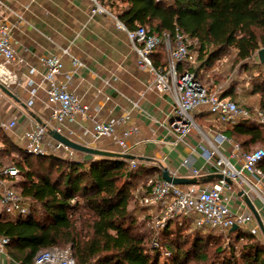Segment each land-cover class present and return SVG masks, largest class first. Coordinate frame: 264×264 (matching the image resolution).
Segmentation results:
<instances>
[{
	"label": "trees",
	"instance_id": "obj_1",
	"mask_svg": "<svg viewBox=\"0 0 264 264\" xmlns=\"http://www.w3.org/2000/svg\"><path fill=\"white\" fill-rule=\"evenodd\" d=\"M120 5L113 3L112 7L129 30L143 26L171 35L178 30L192 43L196 41L197 46L192 48L198 50L201 72L209 70L230 50L235 52L237 62H247L264 47V0H120ZM154 62L157 67L162 63L159 56ZM251 92L259 95V108L264 111L263 76L255 80ZM224 95L234 98L235 93L232 89ZM226 136L237 142L242 151L250 152L256 145H264V128L254 121L238 122ZM3 139V158L9 167L18 168L22 176L20 191L16 190L32 204L31 214L25 219L13 221L0 216V236L9 239L6 248L17 262L34 264L40 251L67 247L72 249L76 264L210 261L208 245L201 237L190 247L187 240L171 237L173 225L188 224L184 218L170 219L161 234L162 239L165 235L169 239H158L160 248L152 249L154 232H143L131 210V180L142 176V171L151 175L156 169L142 165L131 168L130 160L94 159L90 155L87 156L91 160L83 161L55 155L34 156L6 137ZM35 160L39 162L36 164ZM259 167L264 173V160ZM153 184L148 187V194ZM229 233L238 240H247L241 257H236L233 248L230 257L210 264H264V242L256 233L244 228ZM216 251L221 254L223 248L219 246Z\"/></svg>",
	"mask_w": 264,
	"mask_h": 264
},
{
	"label": "built area",
	"instance_id": "obj_2",
	"mask_svg": "<svg viewBox=\"0 0 264 264\" xmlns=\"http://www.w3.org/2000/svg\"><path fill=\"white\" fill-rule=\"evenodd\" d=\"M104 1L90 0L93 12L111 15L116 20L117 27L126 32L131 48L137 55L139 68L154 77L149 89L173 98L171 133L180 141H184L193 131H197L201 136L202 144L199 146L198 155L203 164L196 167V158L191 155L182 161L181 167L190 173L191 179L199 182L201 179L212 177L211 182L213 181L211 184L184 186L166 181L163 177L156 180L147 198L148 202L159 207V212L154 218L155 227L162 229L173 218L192 219L198 230L221 232H227L234 226L246 228L256 223L242 195H246L252 203L251 198L254 196L264 206V173L259 167L264 160V146L248 152L242 151L237 142L222 133L211 138L198 125L194 112L201 109L207 111L215 116L220 124L230 128L240 121H254L264 128V111L260 108L240 106L231 97L208 88L202 82L199 77L201 71L198 70V50L192 48L197 46L196 41L192 43L178 30L174 35L152 31L143 26L129 30L104 8ZM12 14L0 0V80L9 77V66L26 67L30 76L39 74L35 65H28L15 51L12 32L16 24L12 22ZM64 53L69 54L66 50ZM157 56L162 61L158 67L154 62ZM257 58L256 54L253 59ZM71 59L75 69L82 66L75 57ZM40 63L45 67V71L40 73V84L37 85L32 78L27 82L30 87L28 105L34 104L38 88L44 86L45 104L51 108L52 115L47 123L37 124L23 133L19 147L29 155H55L64 158L60 153H65L66 159H76V151L56 141L51 134L54 131L71 139L77 136L72 128L76 123V116L80 115L84 121L89 118V107L82 103L81 97L70 90L69 85L76 70L64 73L59 56L42 58ZM12 78L17 79L16 76ZM93 121V129L89 131L92 140L99 142L113 136L122 150L121 153L127 155V138L137 131L134 128H125L122 135L118 136L117 127L126 123L124 119L100 122L93 118ZM16 125V118L0 121V129L3 130H12ZM225 143L230 147L227 152L222 150ZM130 166L136 168L138 162L130 160ZM165 170L173 178L183 177L179 170L163 168L162 173ZM18 177L20 170L16 167L0 169V216L13 221L29 217L32 209L31 202L24 199L14 186ZM237 199L241 202L240 209H234L232 206V202ZM8 243V238L0 236V253ZM151 247L160 248L157 235L153 237ZM34 264H76V261L70 247L52 248L40 251Z\"/></svg>",
	"mask_w": 264,
	"mask_h": 264
},
{
	"label": "crops",
	"instance_id": "obj_3",
	"mask_svg": "<svg viewBox=\"0 0 264 264\" xmlns=\"http://www.w3.org/2000/svg\"><path fill=\"white\" fill-rule=\"evenodd\" d=\"M2 1L13 13L11 19L16 24L12 32L16 53L22 56L28 65H35L39 74L30 76L26 67L9 66V77L0 80V121L13 118L17 120L14 129H0V169L9 168L2 156L5 149L3 137L19 147L23 133L51 119L52 110L45 104L44 86L38 88L36 100L29 106L30 87L27 82L32 78L37 85L40 84V73L45 71L40 60L59 56L64 73L76 70L69 85L70 90L81 97L82 103L89 107V118L86 121L80 115L76 116V123L72 128L77 136L71 140L85 146L121 153L115 137L94 142L89 131L94 126L93 118L100 122L124 119L126 123L117 127V135L121 136L125 128H134L137 131L127 138V155L133 157L138 165L156 169V180L162 178L163 168L179 170L182 178L191 179L190 173L183 169L181 164L191 155L196 158V167L203 164L198 155L199 146L202 144L201 136L197 131H193L184 141H180L171 133L173 98L149 89L154 80L153 75L139 68L137 55L131 48L126 32L117 27V22L111 15L92 13L90 0ZM113 3L120 5V0L103 2L107 10L116 16ZM65 50L69 54H65ZM71 57L78 59L82 66L75 69ZM14 76L17 77L16 80L12 78ZM2 85L9 89L17 100L8 96L1 89ZM252 95L255 98L252 108H259V95ZM234 97L236 98L235 95ZM194 116L200 128L211 138L220 133L226 135V132L232 129L220 124L215 116L202 109L194 112ZM229 149L228 144L222 145L224 152ZM60 155L67 157L65 153ZM82 156L83 160H91L86 154ZM198 183L212 182L200 180ZM240 204L238 199L232 202L234 209H240ZM155 206L158 210L159 207ZM255 208L264 223V206L260 200ZM242 209L246 210L244 207ZM244 229L255 232L257 237L261 236L258 237L259 240L262 238L264 241V235L257 223ZM0 264L21 263L13 259L5 248L0 253Z\"/></svg>",
	"mask_w": 264,
	"mask_h": 264
},
{
	"label": "rangeland",
	"instance_id": "obj_4",
	"mask_svg": "<svg viewBox=\"0 0 264 264\" xmlns=\"http://www.w3.org/2000/svg\"><path fill=\"white\" fill-rule=\"evenodd\" d=\"M104 8L107 9L105 6ZM92 13H94L93 6ZM235 59V52L230 50L222 57V59L216 61L209 70L201 72V80L208 88L219 92L229 93L233 89L236 98L234 97L232 99L240 106L252 108V106L255 105V98H253L251 92L252 84L259 77V75L264 77L263 66L259 63L258 58L247 62H237ZM262 146L264 145L258 144L254 146L253 149L261 148ZM15 155L18 157V153H15ZM82 155L83 154L76 155V159L83 161ZM38 162L39 160H35L36 164ZM46 165L49 164L47 163ZM141 174L142 176L140 175L139 177L131 180V190L134 198V201L131 204V210L135 213V215L138 213L139 216L136 215L137 222L143 232L146 233V229H152L161 242L163 240L167 241L166 239L169 238H167L166 235L164 237L165 239H162L161 237L162 229H157L155 227L154 218L158 214L159 209L157 210L155 205H152L147 201L149 196L148 187L155 182L156 178L154 174L147 175L144 171H142ZM21 181L22 176L15 179L14 182V186L18 191H20L18 186ZM251 199L253 204L257 206L259 200L254 196H252ZM187 222V225L183 222L173 225L171 228V231L173 232L171 237H174L177 241L180 239L187 240L188 247L192 245L197 237H201L208 245L207 250L210 256V261L206 264H210L211 261H215L216 259L230 257V252L233 248L236 257H241L242 247L247 243V240H238L236 239V235H231L229 231L221 232L209 229L196 230V226L192 223V219H188ZM260 240H262V238H260ZM262 242L264 241L262 240ZM219 246L223 248V253L221 254H217L216 251Z\"/></svg>",
	"mask_w": 264,
	"mask_h": 264
},
{
	"label": "water",
	"instance_id": "obj_5",
	"mask_svg": "<svg viewBox=\"0 0 264 264\" xmlns=\"http://www.w3.org/2000/svg\"><path fill=\"white\" fill-rule=\"evenodd\" d=\"M257 57H258L259 63L264 66V47L258 50ZM1 89L8 96L17 100V97L9 89H7L5 86L2 85ZM51 134L53 135V138L56 141L62 143L66 147H68V148H70V149H72L78 153H83V154L90 155V156H93L96 158L97 157H105V158H118V159H124V160H133V157H130V156L122 154V153L109 152V151H105V150H101V149H97V148H93V147H89V146L79 144V143H77V142L57 133V132H54V131H52ZM162 177L164 180L172 182L176 185H191V184H197L198 183V180H196V179L173 178L169 175V172L167 170L163 171ZM218 178H220V177L218 176ZM211 180H212V177L209 179H205V181H211ZM242 199L244 200L247 207L249 208V210L254 215L256 223H257L261 233L264 235V223H263L257 209L255 208V206L253 205L251 200L246 195H242ZM238 229H239L238 226H234L231 229V231H236Z\"/></svg>",
	"mask_w": 264,
	"mask_h": 264
}]
</instances>
